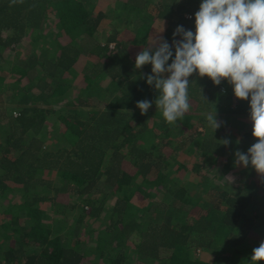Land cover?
I'll return each instance as SVG.
<instances>
[{
  "label": "trees",
  "instance_id": "16d2710c",
  "mask_svg": "<svg viewBox=\"0 0 264 264\" xmlns=\"http://www.w3.org/2000/svg\"><path fill=\"white\" fill-rule=\"evenodd\" d=\"M98 1L0 0V264H251L264 178L235 164L257 142L250 97L194 73L190 110L169 124L152 66L135 68L139 49L172 45L178 26L195 32L202 0H111L109 12ZM238 170L245 183L223 179Z\"/></svg>",
  "mask_w": 264,
  "mask_h": 264
},
{
  "label": "clouds",
  "instance_id": "9594fccd",
  "mask_svg": "<svg viewBox=\"0 0 264 264\" xmlns=\"http://www.w3.org/2000/svg\"><path fill=\"white\" fill-rule=\"evenodd\" d=\"M173 35L172 45L155 40L135 60L138 70L152 66L145 78L158 92L157 109L162 110L166 122L175 124L190 110L189 78L194 73L210 78L216 86L226 80L237 99L248 101L250 97L252 135L257 141L247 153L235 152V164L245 168L251 165L264 177V0H202L195 13V32L178 26ZM177 36L182 39L176 40ZM136 106L146 115L152 103L141 100ZM205 115L215 133L221 126L217 110ZM221 142L225 146L230 143ZM250 261L264 262V241L253 249Z\"/></svg>",
  "mask_w": 264,
  "mask_h": 264
},
{
  "label": "rangeland",
  "instance_id": "374dc122",
  "mask_svg": "<svg viewBox=\"0 0 264 264\" xmlns=\"http://www.w3.org/2000/svg\"><path fill=\"white\" fill-rule=\"evenodd\" d=\"M99 3V5H98V7H100V8H102V9H105L107 12H109L110 10H111V8L113 7V5L115 4H117V3H115L114 1H111V0H106V1H104V0H99L98 1ZM118 5V4H117ZM106 33V32H105ZM139 52H141V50L139 49L138 51H137V54L139 53ZM79 82V79H77L76 81H74V86H75V94L77 93V89H78V87H77V83ZM8 99H9V95H8V93H7V95L4 97V100H5V102H3L1 105L2 106H5L6 107V105H8L9 103H8ZM16 104L17 103H15V105H12V106H8V108H12V107H16ZM160 113H162V111H159ZM158 112L157 111H155V110H153V111H151V112H149L148 114H150L149 115V117H147L150 121H152L153 119H155V116L156 115H158L157 114ZM58 124H60V123H58ZM160 124H162L163 125V120H162V118L160 119V122L158 123V122H156L155 124L154 123H152L151 124V126L153 125V128H155V129H157V130H159V125ZM57 126H59V125H57ZM222 127H223V125H221L220 126V128L219 129H222ZM226 128V127H225ZM229 128H231V127H229ZM229 128H227V129H229ZM205 129V128H204ZM219 129H217V130H219ZM201 131H204L203 130V128H201L200 129ZM183 135H178V136H176V138L174 139L175 140V144L176 145H178L181 141H183V139H185L186 138V134H184V133H182ZM237 135V134H236ZM180 153V152H179ZM179 155H181V153L179 154ZM182 156V155H181ZM227 159V158H226ZM226 159H224V161L226 162ZM182 160H183V162H184V157L182 156ZM187 161L189 162V159H187ZM235 168H236V166H235ZM244 168V167H243ZM173 169V168H172ZM241 169V168H240ZM247 169H249V168H247ZM244 170H246V168L244 169ZM173 171V170H172ZM240 170H238V172H239ZM249 171H251V170H249ZM205 173H207L206 171H204ZM233 174H231V175H229V177L228 176H226V177H223V179H225V178H230V179H234V177L236 178V175H238L237 176V178H236V182L237 181H241L242 183H245V176H243V174H245V173H242V171L241 172H239V173H234V172H232ZM154 177H156L157 175H154V174H152ZM209 175L210 176H212V172H209ZM152 176V177H153ZM260 175H258V177H259ZM152 177L150 178V179H152ZM153 177V178H154ZM261 177V176H260ZM262 179L264 178V177H261ZM193 181V179H192V171H188L187 172V174H183L182 175V181H181V185H184V184H188L189 182L191 183ZM233 181V180H232ZM154 180L153 181H151V183H153L154 184ZM138 183H140V180H138V182H137V184ZM142 183V182H141ZM197 183V182H196ZM141 188H142V190H144V191H150V193H151V195H152V197L153 198H155V197H159V199H160V197H161V201H168V198L169 197H166L165 196V194H163V192H161V189L159 188V187H153L152 186V184L150 185V184H148V185H139ZM132 193H134V194H138V196H139V199H142L143 197H142V195L140 194V193H138L136 190H135V192H132ZM195 193H197V190L195 189H193L192 191H191V194L195 197L196 196V194ZM71 219H73L74 218V216H69ZM257 239L258 237L256 236V234L254 233L253 234V236L251 235L250 236V241L251 242H253L254 241V239ZM85 239H87V235L85 236ZM259 246V244H257V246L256 247H258ZM83 264H93V261H88V260H85L84 262H83Z\"/></svg>",
  "mask_w": 264,
  "mask_h": 264
}]
</instances>
